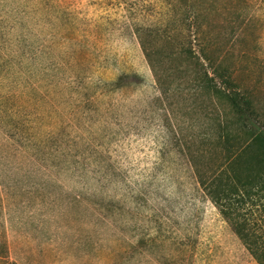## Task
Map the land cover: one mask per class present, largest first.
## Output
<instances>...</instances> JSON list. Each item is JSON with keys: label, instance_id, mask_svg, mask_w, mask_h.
Here are the masks:
<instances>
[{"label": "rangeland", "instance_id": "374dc122", "mask_svg": "<svg viewBox=\"0 0 264 264\" xmlns=\"http://www.w3.org/2000/svg\"><path fill=\"white\" fill-rule=\"evenodd\" d=\"M184 1L0 0V264H258L197 183L224 100L197 86ZM252 3L233 60L264 102ZM134 22L161 26L158 80Z\"/></svg>", "mask_w": 264, "mask_h": 264}, {"label": "trees", "instance_id": "16d2710c", "mask_svg": "<svg viewBox=\"0 0 264 264\" xmlns=\"http://www.w3.org/2000/svg\"><path fill=\"white\" fill-rule=\"evenodd\" d=\"M184 2L186 29H194V35L197 33V73L200 74L197 86L211 92L220 105V100H224L222 110L217 113L216 138L226 152L211 170L197 162V183L255 261L264 264V232H257V229L264 231V102L254 87L238 77V63L248 52L239 49V57L233 60L234 42L253 24L255 16L250 14L253 0ZM258 5L264 7V0H258ZM173 11L171 24L180 20L178 12ZM132 25L158 80L159 63L152 43L161 26L154 22ZM222 27L229 28L230 34L226 43L219 45L221 36H211L208 32L210 28ZM186 36L191 39L189 32ZM232 37H235L232 45L226 46ZM254 213L259 222L251 220Z\"/></svg>", "mask_w": 264, "mask_h": 264}]
</instances>
